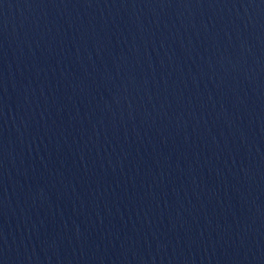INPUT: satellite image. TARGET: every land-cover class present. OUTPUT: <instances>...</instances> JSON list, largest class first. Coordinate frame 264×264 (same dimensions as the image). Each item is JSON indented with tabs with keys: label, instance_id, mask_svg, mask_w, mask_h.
Segmentation results:
<instances>
[{
	"label": "water",
	"instance_id": "water-1",
	"mask_svg": "<svg viewBox=\"0 0 264 264\" xmlns=\"http://www.w3.org/2000/svg\"><path fill=\"white\" fill-rule=\"evenodd\" d=\"M0 264H264V0H0Z\"/></svg>",
	"mask_w": 264,
	"mask_h": 264
}]
</instances>
